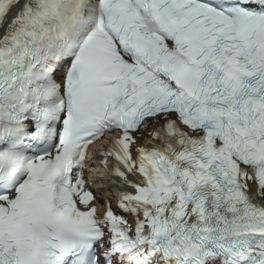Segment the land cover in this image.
<instances>
[{
    "label": "snow or ice",
    "instance_id": "1",
    "mask_svg": "<svg viewBox=\"0 0 264 264\" xmlns=\"http://www.w3.org/2000/svg\"><path fill=\"white\" fill-rule=\"evenodd\" d=\"M0 264H264V0H0Z\"/></svg>",
    "mask_w": 264,
    "mask_h": 264
},
{
    "label": "bare ground",
    "instance_id": "2",
    "mask_svg": "<svg viewBox=\"0 0 264 264\" xmlns=\"http://www.w3.org/2000/svg\"><path fill=\"white\" fill-rule=\"evenodd\" d=\"M95 188H93V191H94Z\"/></svg>",
    "mask_w": 264,
    "mask_h": 264
}]
</instances>
